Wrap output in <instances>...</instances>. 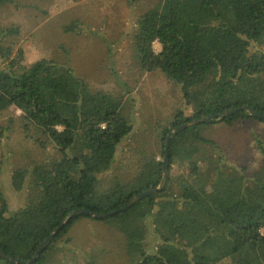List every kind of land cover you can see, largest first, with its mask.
Here are the masks:
<instances>
[{
  "label": "trees",
  "instance_id": "obj_1",
  "mask_svg": "<svg viewBox=\"0 0 264 264\" xmlns=\"http://www.w3.org/2000/svg\"><path fill=\"white\" fill-rule=\"evenodd\" d=\"M8 3L0 0V6ZM63 31L76 33L77 25ZM19 36V27H0V112L18 110L26 137L34 134L41 147L44 138L55 154L13 169V190L26 189L24 206L13 214L0 191L1 252L21 264H60L56 256L68 242L61 239L87 219L124 237L128 264H264V136L253 135L260 163L248 175L226 159L221 144L200 133L206 125L264 124L243 110L225 115L247 106L264 116V0H160L137 18L131 42L140 71H159L179 87L189 111L177 110L161 128L159 150L143 153L134 176L126 182L114 177L105 189L100 177L112 170L119 145L132 133L123 99L92 92L67 64L44 58L26 63L12 39ZM206 116L215 118L170 139L168 177L160 191L111 217L76 216L59 228L76 209L107 214L157 188L167 133ZM174 166L182 175L172 177ZM83 260L101 264L92 252ZM0 264L12 263L0 258Z\"/></svg>",
  "mask_w": 264,
  "mask_h": 264
},
{
  "label": "rangeland",
  "instance_id": "obj_2",
  "mask_svg": "<svg viewBox=\"0 0 264 264\" xmlns=\"http://www.w3.org/2000/svg\"><path fill=\"white\" fill-rule=\"evenodd\" d=\"M11 1L0 6V27L20 28V36L12 39L24 50L26 63L44 58L67 64L92 92L108 91L123 99L122 110L129 117L132 133L119 145L112 170L99 181L104 189L114 177L128 181L143 153L149 156L159 150L156 142L161 128L168 127L177 110L189 111L179 87L168 83L159 71H140L139 56L132 46L135 21L160 0H138L133 5L127 0ZM70 23L77 25L78 32L63 31ZM152 47L155 53L160 51L158 43ZM19 116L16 109L0 112V191L8 215L23 207L26 198V189L15 192L11 186L13 169L30 168L55 154L44 138L39 137L45 143L41 147L34 134L26 137ZM200 133L221 144L226 159L244 167L248 175L258 169L260 157L253 135L264 136V124L249 120L232 128L206 125ZM183 172L174 166L171 174L177 177ZM66 239L56 256L60 264H84L89 252L101 264H128L122 250L124 237L102 222L80 219L61 240Z\"/></svg>",
  "mask_w": 264,
  "mask_h": 264
},
{
  "label": "water",
  "instance_id": "obj_3",
  "mask_svg": "<svg viewBox=\"0 0 264 264\" xmlns=\"http://www.w3.org/2000/svg\"><path fill=\"white\" fill-rule=\"evenodd\" d=\"M239 110H243L245 112H247L251 117L256 118V119H260V120H264V116L259 115L257 113H254L253 111H251L247 106L243 107L242 109H231L229 110L225 115L227 114H233L238 112ZM215 116H206L204 118H199V119H194L191 120L183 125H180L178 127H176L175 129L171 130L170 132L167 133L165 141H164V148H163V170H162V177H161V181L158 185L157 188L155 189H149L147 191H144L143 193L133 197L132 199H130L126 205L118 210L109 212L107 214H94L91 213L90 211L86 210V209H76L74 211H72L67 218L64 220V222L60 225L59 228H63L65 227L74 217L76 216H89L90 218L94 219V220H102L105 219L107 217H111L115 214H118L120 212H123L125 210H127L128 208H130L133 204H135L136 202L142 200L143 198H145L146 196L152 194V193H156L158 191H160L166 184L167 181V177H168V171H169V156H168V146H169V141L170 139L177 135L179 132L183 131L184 129L193 126V125H198V124H204V123H208L210 120L214 119ZM58 232V229L54 230L49 237L41 244V246L38 248V250L36 251L34 258L32 259V261L34 259H36L40 253L43 252V250L48 247V245L51 243L52 239L54 238V236L56 235V233ZM0 258L3 259L4 261L10 262L12 264H21L20 261L14 259L13 257L4 254L3 252L0 251ZM26 264H30L26 263Z\"/></svg>",
  "mask_w": 264,
  "mask_h": 264
}]
</instances>
